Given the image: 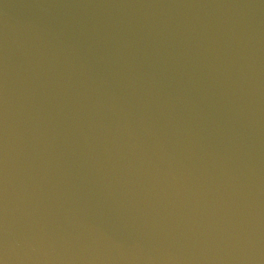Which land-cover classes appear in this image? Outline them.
<instances>
[{
	"label": "water",
	"instance_id": "95a60500",
	"mask_svg": "<svg viewBox=\"0 0 264 264\" xmlns=\"http://www.w3.org/2000/svg\"><path fill=\"white\" fill-rule=\"evenodd\" d=\"M0 264H264V0H0Z\"/></svg>",
	"mask_w": 264,
	"mask_h": 264
}]
</instances>
